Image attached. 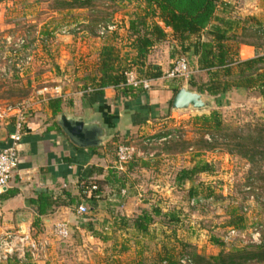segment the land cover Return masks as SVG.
I'll return each instance as SVG.
<instances>
[{"label": "rangeland", "instance_id": "rangeland-1", "mask_svg": "<svg viewBox=\"0 0 264 264\" xmlns=\"http://www.w3.org/2000/svg\"><path fill=\"white\" fill-rule=\"evenodd\" d=\"M0 1V113L29 99L35 107L44 106L38 93L46 87L55 88L57 84L51 78L57 74L62 75L63 83L58 85L63 93L96 89L104 47H113L119 53L127 80L133 73L137 81H152L151 89H141L136 99L113 90L117 97L108 101L103 97V103L116 106L123 111V117L117 124L116 136L103 150L105 173L100 200L94 203L91 194L86 193L82 204L88 212L84 217L78 216V207L73 206L67 214L48 216L53 220L49 224L35 227L34 222L26 223L23 229L38 247L36 256L30 254L29 244L17 242L12 258L4 264H167L193 260L194 255L216 257L221 251L255 246L251 242L256 229L264 243V156L255 155L250 160L230 155L222 140L219 145L213 141L204 119L216 111L231 130L248 134L261 128L264 98L259 90L233 88L226 96L217 97L218 104L211 110L172 112L167 102L150 104L153 90L169 91L187 85L195 91L193 85L208 84L209 76L200 70L194 51L183 50L168 29L166 40L155 44L146 58L134 63L130 22L149 13L148 23H158L165 29L156 16L147 12L143 1L98 2L90 10H58V0ZM106 22L117 24V31L100 38L98 28ZM65 28L73 29L71 36L62 34ZM217 28L226 33L224 44L230 50L229 63L233 64V75L226 77L222 69L220 80L236 81V63L264 55V0H224L218 5L210 29ZM139 30L144 32L142 26ZM181 56L196 71L194 76L188 81L165 79ZM28 58L32 59L29 64ZM159 73L161 77L154 81L152 76ZM147 140H154L150 156L129 165V171L123 174V186L119 173L124 172H119L116 164L117 146L128 142L148 151L143 146ZM199 160L210 163L213 173L181 182L179 173ZM123 190L126 195L121 194ZM191 193L202 204L192 207ZM244 206L250 209L246 238L231 246L225 244L223 249L214 245L213 238L221 242L234 228L230 222L235 216H243ZM155 210L160 214L156 215ZM143 212L154 216L146 235L132 228L133 220ZM124 217L128 222L123 221ZM63 222L71 231L66 239L55 233V225ZM0 233H11L14 239L19 229L1 227Z\"/></svg>", "mask_w": 264, "mask_h": 264}, {"label": "trees", "instance_id": "trees-1", "mask_svg": "<svg viewBox=\"0 0 264 264\" xmlns=\"http://www.w3.org/2000/svg\"><path fill=\"white\" fill-rule=\"evenodd\" d=\"M145 3L147 12H151L156 16L165 29L158 23H148L146 16L140 17L138 20H132L129 30L133 33V50L136 52V59L141 60L147 57L148 52L155 44L165 41L168 37L167 29L171 30L175 42L179 46L188 51L193 49L195 57H198L200 70L207 72L209 83L203 86L193 85V89L199 93H208L210 96L219 97L226 96L233 88L237 89H257L262 92L264 88V55H256L254 58L236 63L237 80L226 81L220 80L219 74L222 69L225 70L226 77L232 76L233 67L229 62L230 50L224 44L226 33L217 28L212 31L218 5L224 0H141ZM2 2V1H0ZM98 2H109L112 4H122L127 0H58L55 6L58 10H90ZM110 22H106L107 25ZM139 26L144 28V32L139 30ZM207 32L202 37V33ZM189 43V44H188ZM188 44V45H187ZM181 56L179 58H182ZM178 58V59H179ZM138 64V63H137ZM230 64V65H229ZM122 62L119 60V53L113 47H104L101 54L98 76L96 78V89H100L98 94L104 96V90L113 88L123 97L132 99L139 98L142 94L141 89L129 86L125 70H121ZM191 66V64H190ZM194 76V75H193ZM161 77V74L152 76V79ZM179 81V80H178ZM262 81L261 83H258ZM179 86L173 87L169 91L153 90L151 96H160L165 93L170 95V99L166 101L170 106L173 98L179 90ZM103 90V91H101ZM165 92V93H164ZM49 108L53 111L54 117L63 112L64 101L61 99H51L48 102ZM205 122L209 124L207 132L212 133L213 141L219 145V140L223 141V146L228 148L230 155L237 154L245 159L253 160L255 155L264 156V126L261 128L250 130L248 134H244L242 130H231L227 128L221 121L218 112L214 111L209 117H205ZM14 121V119H12ZM128 143V142H127ZM132 144V143H128ZM263 151L260 152L259 150ZM137 159L126 165L124 173H119L121 179L119 182L124 186L126 180L123 174L129 171V165L134 164ZM105 171L103 169V175ZM213 167L210 163L199 160L195 162L190 169H185L179 173L181 182H192L199 175L212 174ZM104 181H107L105 179ZM98 189L89 191V184H85L79 196H73L68 192H62L58 195L53 193H41L37 199H29V203L34 207L36 219L33 226L38 227L42 223V218L52 215L61 208H78L83 205L82 201L86 197V193L91 194L90 200L97 203L102 197L103 182L96 181ZM122 186V187H123ZM195 192V191H193ZM16 195V191L11 193ZM193 195V193H191ZM198 196L193 195V199ZM77 208V210H78ZM242 210V208H241ZM77 212V211H76ZM156 215L160 214L159 210H155ZM243 213V212H242ZM86 216V215H84ZM80 216V217H84ZM246 215L233 217L230 225L238 230H246ZM124 222L128 219L123 218ZM154 222V216L148 212H143L137 219L133 220L132 228L139 234L146 235L151 224ZM212 242L217 247L223 249L225 243L213 238ZM189 259V258H188ZM192 264H264V243L261 246H249L243 249H234L229 253L221 251L216 257H204L194 255V259H189ZM167 264H181V260Z\"/></svg>", "mask_w": 264, "mask_h": 264}, {"label": "crops", "instance_id": "crops-1", "mask_svg": "<svg viewBox=\"0 0 264 264\" xmlns=\"http://www.w3.org/2000/svg\"><path fill=\"white\" fill-rule=\"evenodd\" d=\"M245 47L252 48L247 45ZM51 82L57 84L55 88L59 89L56 99L64 101L63 112L67 111L77 117H82L86 113L95 114L104 107L111 112L116 125L122 121L123 111L116 106L113 108L103 103V97L105 101L117 97L113 94L115 89H105L104 96L97 93L100 89L63 93L62 87L58 85L63 83L62 75L57 74L52 77ZM169 99L170 96L167 93L160 96L154 95L150 98V104L157 105L159 100L166 102ZM57 117L58 115L54 117L48 103L34 107L29 114L26 133L18 151V170L5 192L1 194L0 228L17 227L19 229L18 223L22 220L27 224H32L36 219V214L29 199H37L41 193L48 192L58 195L68 192L73 196H79L85 184L103 182V161H105L103 150L106 149L108 143L97 148L77 147L63 132L57 122ZM128 121L131 122V119L128 118ZM13 132V120L0 123V149L7 147ZM13 191H16L14 196L11 194ZM70 210L71 208H61L49 216L67 214ZM6 214L10 217L8 218ZM49 221L53 220H49L48 216L42 218V223L49 224Z\"/></svg>", "mask_w": 264, "mask_h": 264}, {"label": "built area", "instance_id": "built-area-1", "mask_svg": "<svg viewBox=\"0 0 264 264\" xmlns=\"http://www.w3.org/2000/svg\"><path fill=\"white\" fill-rule=\"evenodd\" d=\"M75 31H79L76 27H73ZM117 31V24L109 23L107 25H100L97 31L98 36L101 38L106 37L109 34H114ZM73 29H64L62 34L65 36H71ZM24 45V42H22ZM32 61L31 58L27 59V64ZM196 71L192 69L190 66L189 61L185 58H179L173 64L172 69L167 73L165 79L173 80V81H188ZM128 85L132 86L137 89H143L144 91H149L152 86V81H137L135 75L131 73L129 75ZM50 95L49 98L46 95ZM59 95V89L53 88L50 89L48 87L44 88L38 96L40 98V102H48L51 99H56ZM35 107L34 101L31 99L21 103L17 107L8 108L7 110L0 113V123L6 122L9 120L14 119V132L10 135L9 142L7 147L4 149H0V195L5 192L7 187L9 186L11 180L15 172L18 170L19 167V157L18 151L19 147L23 141V138L26 133V124L29 119V114ZM166 138L161 139L160 142L165 141ZM154 140H147L144 143V148L149 149L148 151L142 150V148L134 145L123 143L119 144L116 149V164L117 170L119 172H125L126 165L132 162L135 159H147L150 156V149L153 146ZM89 191H96L98 186L96 183H90ZM248 191L251 189L248 188ZM123 195H126V191L123 190ZM191 206L196 207L198 204H202V200L198 198H194L191 200ZM88 212V209L85 205H81L77 210L78 216H84ZM242 212L247 215L250 213V209L248 206H244L242 208ZM257 233L253 237V241L251 242L252 245L261 246L262 241H260V233L255 230ZM55 233L63 238L66 239L70 236L71 231L68 223H57L55 225ZM246 230H238V229H230L226 236L223 238V242L226 245H233L241 242L245 237ZM19 240V241H18ZM31 238L29 233L26 231L24 234H18V237L12 238L11 233L4 235V233H0V264L6 263L10 258L13 256L14 248H16L17 242L18 243H27L30 247V254L35 257L36 252L38 251V247L34 242H31ZM181 264H192V261L189 259H182ZM255 264V263H253Z\"/></svg>", "mask_w": 264, "mask_h": 264}, {"label": "water", "instance_id": "water-1", "mask_svg": "<svg viewBox=\"0 0 264 264\" xmlns=\"http://www.w3.org/2000/svg\"><path fill=\"white\" fill-rule=\"evenodd\" d=\"M218 98L208 93H199L183 85L175 94L172 112H201L211 110L218 104ZM57 122L69 140L79 148L102 147L111 141L117 133L115 118L107 108H101L97 113L77 117L67 111L57 117ZM52 220V219H49ZM19 233L24 234L26 221H20Z\"/></svg>", "mask_w": 264, "mask_h": 264}]
</instances>
